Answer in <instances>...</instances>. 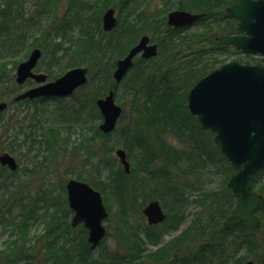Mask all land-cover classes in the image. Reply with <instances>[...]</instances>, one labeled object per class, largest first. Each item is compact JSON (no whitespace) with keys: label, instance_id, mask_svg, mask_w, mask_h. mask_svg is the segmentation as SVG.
Returning <instances> with one entry per match:
<instances>
[{"label":"trees","instance_id":"16d2710c","mask_svg":"<svg viewBox=\"0 0 264 264\" xmlns=\"http://www.w3.org/2000/svg\"><path fill=\"white\" fill-rule=\"evenodd\" d=\"M56 1L34 0V5L39 7L37 16H50ZM103 1L105 5L85 16L83 22L81 15H75L82 24L78 37L66 38L70 21L63 17L41 29L21 58L12 60L25 47L28 22H33L24 19L22 3L18 0H0V60L8 59L0 62V80L9 62L15 67L35 46L50 56L46 68L49 79L84 65L89 70V79L76 92L84 90L85 100L79 101L78 94L73 96L80 111L86 105L89 107L88 120L93 121L89 125L91 135L74 143L71 154L67 147H61L59 130L50 128L49 133H41L37 141L39 150L50 159L43 157L39 165L27 170L31 181L13 185L10 195L0 205V225L9 228V239L0 250V264H242L249 259L261 264L264 208L256 212L260 219L257 229L243 222L223 226L237 200L227 188L234 169L215 145L213 134L201 129L186 107L187 92L194 83L225 62L213 55L231 50L218 38L236 32L234 21L225 12V7L236 0H162L156 10L153 7L151 10L153 0H138L134 5H131L133 0H119L126 15L122 20L118 16L116 27L106 34L99 26L101 14L113 0ZM82 2L80 8L91 10V2ZM74 3L75 0H70L71 7ZM173 9L203 14L197 22L202 28L184 33L181 28L168 27L166 14ZM142 35H149L157 43L158 53L154 58L135 60L117 85L112 79L115 62ZM52 66L58 71H52ZM120 86L128 98L119 99ZM110 89H114L123 112L115 130L103 134L96 122L101 115L95 100ZM78 120L77 115L72 122L74 126ZM115 135L118 140L111 142ZM34 144L32 139L26 154ZM115 146L127 153L128 175L117 159L110 156ZM59 157L68 159L63 172L54 170L58 168ZM208 165H219L222 169L223 178L218 187L194 188L193 182L204 176ZM109 167L107 177L102 179L103 169ZM12 174L0 168V187H4L6 177ZM67 175L110 196L113 212L111 205L105 206L114 227L108 226L107 235L113 230L114 250L105 247V242L100 243L99 253L93 258L86 229L78 226L75 232L71 228V211L65 197ZM50 176L57 180L55 186ZM250 185L252 190L264 195V167L251 178ZM193 188L199 192L189 200ZM152 200L160 201L166 218L149 226L141 210ZM192 201L198 211L186 223V209ZM35 224L43 226L42 232L30 235ZM166 236L171 237L166 241Z\"/></svg>","mask_w":264,"mask_h":264},{"label":"water","instance_id":"95a60500","mask_svg":"<svg viewBox=\"0 0 264 264\" xmlns=\"http://www.w3.org/2000/svg\"><path fill=\"white\" fill-rule=\"evenodd\" d=\"M226 12L237 20L239 34L222 36L220 42L233 45L249 54L263 56L261 63L242 64L238 61L226 62L199 79L187 94V108L196 117L202 129L211 131L213 141L234 173L227 187L238 198L231 214L223 225L244 222L250 228L260 224L255 212L264 207L263 195L251 190L250 178L264 167V0H238L226 8ZM201 14L185 10H174L167 15V25L181 27L192 25ZM114 9L108 8L102 16V28L109 31L116 26ZM148 36H142L129 49L128 53L115 63L112 77L119 83L132 67L138 54L142 58L157 54L156 44H148ZM39 48L33 49L28 57L16 67L15 82L23 84L33 79L38 85L18 94L14 101L32 100L38 97H66L86 84L88 69L74 67L55 80L46 81V75L33 70L41 57ZM6 106L0 104V111ZM102 116L99 130L104 134L112 132L122 113L115 103L114 92L110 90L104 97L96 100ZM126 174L130 165L124 149L115 151ZM0 164L15 170L14 157L8 153L0 155ZM66 200L73 212L71 226L82 223L87 229V243L93 248L105 237L106 229L102 221L108 212L98 190L88 183L74 178L65 184ZM142 213L148 225L161 223L165 219L162 205L158 201L149 202ZM243 264H254L249 260ZM264 264V255L261 258Z\"/></svg>","mask_w":264,"mask_h":264},{"label":"rangeland","instance_id":"374dc122","mask_svg":"<svg viewBox=\"0 0 264 264\" xmlns=\"http://www.w3.org/2000/svg\"><path fill=\"white\" fill-rule=\"evenodd\" d=\"M22 3V9H23V17L24 19H31V24L28 22V25L30 27L28 28V35L26 37V44L23 50H21L12 60H19L23 53L28 48V44H30L33 41V37H38L41 29L48 28L52 22H59L63 17L68 19L70 21V26L65 30V35L67 39H74L75 37H78L80 35V27L81 22L85 21V16H89L92 13L97 12V10L101 9L99 6L105 5L103 0H75L74 6L71 7L70 0H58L54 3V6L52 8L55 9V11H52V14L48 17H39L37 16V11L39 10V7L35 6L33 1L34 0H18ZM82 1L91 2V10H84L83 8H80L82 5ZM127 1V0H126ZM132 1V0H128ZM138 0H133L131 5H134ZM93 2V3H92ZM117 2V3H116ZM162 0H153L151 2V10L152 7L156 10L159 6H161ZM109 5V4H108ZM114 7L116 11L117 17L119 16V19H124L123 17L126 15V10L121 8L120 1L113 0L111 5ZM78 8V9H77ZM106 8V7H105ZM75 9V13L73 12ZM75 15H81L80 19L75 18ZM167 15V14H166ZM70 18H68V17ZM87 21V20H86ZM101 28V23H100ZM202 28L200 23L192 25L187 27L186 29H183L184 33H189L193 31H199ZM106 34L105 32H102ZM66 42L69 43V40ZM156 43V42H155ZM67 45V44H65ZM38 47V46H35ZM41 48V47H40ZM42 49V48H41ZM31 51V50H30ZM43 55L41 59L38 61V65L36 67L37 72L44 73L48 75V72L46 71L47 66L50 64V56L45 55L44 51L42 49ZM213 57H215L218 60L222 61H232L233 59H243L240 54H236L232 52V49L222 51L220 53L214 54ZM138 57L135 59L137 60ZM4 60H8L7 58L1 59L0 62H5ZM11 60V61H12ZM246 59H244L245 61ZM23 61V59H22ZM243 61V60H242ZM17 66V65H16ZM16 66L14 67L12 63L9 62V64L6 66V73L1 77L0 80V103L5 102L7 103V107L0 112V153L1 152H9L12 154L19 163V170L14 173L13 175H9L5 179V185L4 187H0V205L5 201L6 197L10 195V192L12 191V186L16 185L18 182H21L23 185L27 183L28 181H31L27 178V170H30L35 166V161H43V157H47V160L50 159V156L44 152L41 151L39 154V157L35 159H31V155L35 149H37V146H33L31 148L30 152L26 154L27 148L30 146V140L36 138L40 139L38 137L41 133H47L50 128H54L56 130H59V133L61 135V140L59 143L61 147H67V151L72 153V146L74 143H78L82 137L86 138L89 137L92 133V130H90L89 125H93V121L90 122L91 119L88 120L89 116V107L86 105L83 107L80 111L79 104L76 102V99L74 96H69L61 99H52L47 98L42 101H30V102H14V97L19 94L21 91L26 90L32 86H34L31 82H25L24 84L20 85L15 82V73H16ZM84 66V65H82ZM52 71H58V68L56 66L51 67ZM13 76V79L11 78ZM84 90L80 92H75V94H78V100L84 101ZM73 94V95H75ZM119 99H125L128 98L127 95L122 91V87L120 86L119 92H118ZM118 97H117V103H118ZM79 109L78 112H76V109ZM129 115H131V112H128ZM79 117V120L77 124L74 126L73 121H75L76 117ZM81 118V119H80ZM82 119H86V122L83 123ZM100 120H97V124H99ZM41 127V129L38 128ZM60 126V127H57ZM36 135H33L31 137L26 138V136L30 134V132H34ZM49 133V132H48ZM66 139V141H65ZM115 140H118L117 136L115 135L111 142H115ZM25 141V142H23ZM22 142V143H21ZM120 146H115L113 151L110 153V156L115 157V149L119 148ZM63 153V152H62ZM109 156V155H104ZM80 158L82 157V154H79ZM31 159V160H30ZM78 159V156L75 158V160ZM117 159V158H116ZM46 160L45 163H48ZM67 157L66 159L59 157V162H57L56 166L58 165V168H54V170H58V172H63L67 163ZM118 162V159H117ZM81 161L79 162V167ZM119 164V162H118ZM88 170V166L85 167V171ZM110 170L109 168L103 169L102 171V179H105L108 175V172ZM84 170H82L83 172ZM57 172V174H58ZM204 176L200 178L198 182H193L192 186L199 187L200 189H216L221 182V179L223 178V172L219 165L210 166L208 165L207 170L204 172ZM67 179L73 178L71 175L66 176ZM50 180H52V184L55 186L57 180H53V177L50 176ZM263 179H261L262 181ZM36 182L33 184L32 189H35ZM191 190V194L189 196V200H193L197 192H199V189ZM102 198L104 201V204L107 203V205H111V212L114 210L113 202L108 196V193L104 192L102 194ZM108 200V201H107ZM108 211V210H107ZM198 211V208L196 206L195 202L189 203L186 213H187V220H191L194 213ZM109 213V211H108ZM110 216L106 218V220L103 222V225L107 229L108 226L114 227L113 220L109 218ZM70 221V218H69ZM43 226L40 224H35L30 229V235L33 234H39L42 232ZM77 228V227H75ZM75 228H73L75 230ZM9 228L6 227L4 224L0 225V250H2L5 247V244L7 240L9 239ZM108 233V231H107ZM109 235H106V238L101 242H105V244L110 250L115 249L116 242L114 238L112 237L113 230H109ZM171 236H166L165 240L167 241ZM104 244V243H103ZM100 247L92 248V256L93 258H96ZM151 249V248H150ZM147 264V263H144ZM149 264V263H148Z\"/></svg>","mask_w":264,"mask_h":264},{"label":"flooded vegetation","instance_id":"af4514ba","mask_svg":"<svg viewBox=\"0 0 264 264\" xmlns=\"http://www.w3.org/2000/svg\"><path fill=\"white\" fill-rule=\"evenodd\" d=\"M107 8H109V7H107ZM106 8V9H107ZM112 8H114V7H112ZM105 9V10H106ZM105 10H103V12H102V14H101V21H102V16H103V14H104V12H105ZM114 11H115V9H114ZM116 12V11H115ZM101 21H100V23H101ZM28 82H31V83H33L34 84V82L32 81V80H27ZM35 85V84H34ZM6 106H7V103H6ZM6 106L4 107V108H6ZM1 112V111H0ZM38 128L39 129H41L39 126H38ZM33 135H36V133H35V131L34 132H32L31 133V136H33ZM30 136V137H31ZM38 137L40 138L41 137V134H39L38 135ZM34 140H35V144L34 145H32V147L31 148H33V146H37V149H35L34 151H33V153H32V155H31V159L33 160V159H37L38 157H39V154L41 153V151L39 150V144H38V142L37 141H39L38 139H36V138H34ZM30 144H31V140H30ZM40 151V152H39ZM3 153H8L9 155H11L12 157H14L12 154H10L9 152H1L0 153V155L1 154H3ZM14 159H15V163H16V168H15V170H11L7 165H5V166H3V165H1L0 164V168H2V169H4V172L5 173H16L18 170H19V163H18V161H17V159L14 157ZM30 159V160H31ZM40 164V162H38V161H35V166H37V165H39ZM33 168H31L30 170H32ZM12 174V175H13Z\"/></svg>","mask_w":264,"mask_h":264}]
</instances>
